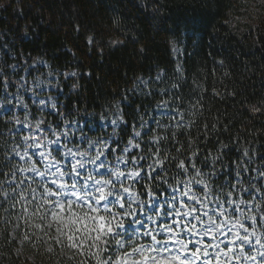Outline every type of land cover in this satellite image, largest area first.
<instances>
[{
  "label": "trees",
  "instance_id": "1",
  "mask_svg": "<svg viewBox=\"0 0 264 264\" xmlns=\"http://www.w3.org/2000/svg\"><path fill=\"white\" fill-rule=\"evenodd\" d=\"M38 62L70 74L57 115L27 99L50 123L84 121L89 134H104L99 119L126 98L111 144L117 153L146 108L138 80L166 77L187 124L153 146L165 163L135 184L142 200L168 195L180 164L214 170L219 188L245 156L264 153V0H0V96L11 67ZM10 114H0V264H112L109 224H95L68 249L43 219L22 211L9 184L19 169Z\"/></svg>",
  "mask_w": 264,
  "mask_h": 264
},
{
  "label": "rangeland",
  "instance_id": "2",
  "mask_svg": "<svg viewBox=\"0 0 264 264\" xmlns=\"http://www.w3.org/2000/svg\"><path fill=\"white\" fill-rule=\"evenodd\" d=\"M32 68L13 66L3 80L0 114L11 113L12 156L20 163L9 184L22 211L43 219L58 244L73 246L107 223L116 239L112 264H264V153L245 156L219 188L212 186L214 170L180 164L168 195L142 200L135 184L165 163L153 146L187 124L166 93V77L138 80L146 108L117 153L111 144L126 98L99 119L104 134H89L84 121L50 123L27 99L57 115L70 74L61 78L42 62ZM16 243L22 254V241Z\"/></svg>",
  "mask_w": 264,
  "mask_h": 264
},
{
  "label": "bare ground",
  "instance_id": "3",
  "mask_svg": "<svg viewBox=\"0 0 264 264\" xmlns=\"http://www.w3.org/2000/svg\"><path fill=\"white\" fill-rule=\"evenodd\" d=\"M29 67V66H28ZM65 121V120H64ZM47 123H49V122H47ZM50 124V123H49ZM83 125V124H82ZM116 133V132H115ZM116 137V136H115ZM18 161V160H17ZM19 162V161H18ZM20 164V163H19ZM18 173V172H17ZM242 182V181H241ZM240 182V183H241ZM238 185V184H237ZM134 186V185H133ZM233 186V185H232ZM235 187V186H234ZM239 188V187H238ZM232 189V188H231ZM242 190V189H241ZM247 190V189H246ZM244 191V190H243ZM226 194V193H225ZM236 194V193H235ZM240 194H241V192H240ZM18 195H19V193H18ZM238 195V194H237ZM247 196V195H246ZM20 201H22V200H20ZM99 215V214H98ZM99 218V217H98ZM99 220H101L100 218H99ZM100 222V221H99ZM96 223V222H95ZM115 250V249H114ZM113 250V251H114Z\"/></svg>",
  "mask_w": 264,
  "mask_h": 264
}]
</instances>
